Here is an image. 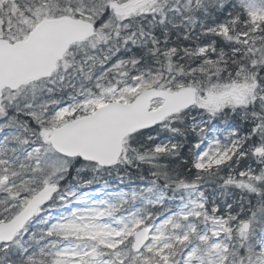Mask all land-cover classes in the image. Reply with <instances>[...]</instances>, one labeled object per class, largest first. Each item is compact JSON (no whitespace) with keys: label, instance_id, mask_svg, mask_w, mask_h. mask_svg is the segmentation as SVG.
Instances as JSON below:
<instances>
[{"label":"snow or ice","instance_id":"1","mask_svg":"<svg viewBox=\"0 0 264 264\" xmlns=\"http://www.w3.org/2000/svg\"><path fill=\"white\" fill-rule=\"evenodd\" d=\"M0 264H264V0H0Z\"/></svg>","mask_w":264,"mask_h":264},{"label":"rangeland","instance_id":"2","mask_svg":"<svg viewBox=\"0 0 264 264\" xmlns=\"http://www.w3.org/2000/svg\"><path fill=\"white\" fill-rule=\"evenodd\" d=\"M99 188V187H98ZM88 191H90V192H92V193H94V194H97V196H98V193H96V192H98L97 190H95L94 188H91V189H89ZM98 198H99V196H98Z\"/></svg>","mask_w":264,"mask_h":264},{"label":"trees","instance_id":"3","mask_svg":"<svg viewBox=\"0 0 264 264\" xmlns=\"http://www.w3.org/2000/svg\"><path fill=\"white\" fill-rule=\"evenodd\" d=\"M98 187L100 188L99 185H96V186H94L93 188L99 192V188H98ZM98 192H96V193H98Z\"/></svg>","mask_w":264,"mask_h":264}]
</instances>
